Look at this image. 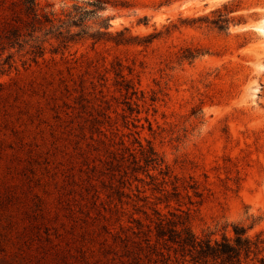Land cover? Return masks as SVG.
<instances>
[{
    "label": "rangeland",
    "instance_id": "rangeland-1",
    "mask_svg": "<svg viewBox=\"0 0 264 264\" xmlns=\"http://www.w3.org/2000/svg\"><path fill=\"white\" fill-rule=\"evenodd\" d=\"M35 2L53 23L32 32L20 2L0 0L12 234L40 204L41 264H195L157 241L156 212L187 215L200 240L239 227L264 242V0ZM260 249L240 264H262Z\"/></svg>",
    "mask_w": 264,
    "mask_h": 264
},
{
    "label": "trees",
    "instance_id": "trees-1",
    "mask_svg": "<svg viewBox=\"0 0 264 264\" xmlns=\"http://www.w3.org/2000/svg\"><path fill=\"white\" fill-rule=\"evenodd\" d=\"M18 1L23 7L25 15L30 19V22L26 26L32 29V32L36 31L37 26H40V29L45 24L52 25L53 21L50 17L39 14L35 0ZM53 29L54 27L52 26L51 30ZM48 33L52 32L48 31ZM8 34L5 39L12 47L16 45L22 46L20 42L24 35L21 28L13 27L8 31ZM61 37L62 33H59L58 38ZM63 43H68L67 37L64 38ZM2 46L3 43L0 41V50H5ZM33 48L35 49L33 52L34 58H37L38 55H43L44 50L42 45L37 44ZM1 56L2 53H0V65ZM11 60L12 56H9L3 65L9 64ZM148 154L146 165H158L155 153L150 150ZM196 195L200 197V194L197 193ZM15 205L16 200L13 197H7L5 194L0 193V264H41V261L45 262V259L50 258L52 249L48 250L49 252L47 251L45 254H39L42 255V258L37 256L33 246L35 239L30 234L33 228V230H36L34 235H39L37 237L42 239L40 231L43 228V223H40L39 219L43 218V216L37 214V211L40 210L38 208L42 206L40 204L36 205L38 208L36 209L35 216L29 217V219L26 217L25 223L27 225L24 227V233L14 236L11 231L14 229L13 220L3 216L1 212ZM156 213L159 216L157 241H162L164 246L169 249L176 246V253L180 252L183 257H190L195 264H240L243 257L249 258L251 255L258 256L261 253L260 248L264 242L260 240L252 242L251 239L246 237V229L244 228L235 227V239L233 241L226 237L220 242H212L211 239L200 240L191 231L187 215L182 216L171 213V218H166L158 212ZM49 240L50 237L46 239V241ZM147 242L149 243L148 245H151L150 239ZM161 253L163 254V252ZM261 263L264 264V260H261Z\"/></svg>",
    "mask_w": 264,
    "mask_h": 264
},
{
    "label": "bare ground",
    "instance_id": "bare-ground-1",
    "mask_svg": "<svg viewBox=\"0 0 264 264\" xmlns=\"http://www.w3.org/2000/svg\"><path fill=\"white\" fill-rule=\"evenodd\" d=\"M262 22H264V20H263ZM257 29H258L259 31L263 32L264 27L259 26V27H257ZM263 34H264V33H263Z\"/></svg>",
    "mask_w": 264,
    "mask_h": 264
}]
</instances>
